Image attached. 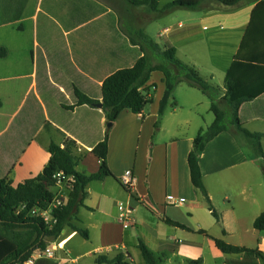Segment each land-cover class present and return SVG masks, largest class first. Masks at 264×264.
<instances>
[{"label": "crops", "instance_id": "0c3cea01", "mask_svg": "<svg viewBox=\"0 0 264 264\" xmlns=\"http://www.w3.org/2000/svg\"><path fill=\"white\" fill-rule=\"evenodd\" d=\"M262 1H243L234 7L205 2L203 10L175 13L174 19L179 20L176 34L168 36L170 29L166 28L158 36L165 37L164 46H175L177 55L178 43L184 42L195 57L191 62L185 56L188 59L185 61L209 72L207 78L211 81L218 79L219 84L214 85L223 91L226 73L251 23L253 10ZM163 6L159 3V9ZM162 16L147 7H133L124 0H0V47L7 50V56L0 57V61L10 63V58H14L12 65H18L12 75H0V80L17 81V72L31 68L36 71L38 61L27 66L28 54L43 57V81L59 89L57 105L61 109L57 117L52 116L47 94L42 92L40 135L29 136L33 142L18 148L20 155L16 160H12V154L17 149L5 147L6 161L0 177L12 180L14 185L35 178L50 160V143L61 144L69 138L78 145L77 155L84 156L77 171L85 175L97 173L101 161L92 149L105 139L108 130L104 111L89 105L76 106L74 110L63 106L77 104L75 88L102 102L103 82L117 70L133 67L143 56L140 47L131 42L130 34L140 32L146 23L156 22ZM22 82L25 86L22 100L0 130L3 138L14 129L13 143L23 137L26 127L24 120L16 124L28 100V81ZM148 86H155L151 94L153 102L143 114L125 110L109 131L107 165L114 176L93 181L86 187L85 206L77 211L73 224L88 231V238L67 227L60 243H55L65 249L58 252V257L63 259L60 263L78 264L92 257L93 264H98L97 258L114 259L122 253L130 254L137 264L142 256L140 240L156 255L167 254L164 259L170 263L187 264L200 258L202 264L256 263L253 258L245 260L241 254H223L213 238L264 252V236L254 227L255 220L264 213L261 166L264 156L258 157L244 136L246 144L237 142L233 128L207 144L199 157L200 168L218 221L212 215L210 203L193 185L188 163L199 131L215 119L210 114L211 100L203 94L199 98L201 91L197 88L186 85L188 89H183L181 83L160 117V103L166 90L164 75L153 73ZM219 104L229 110L225 102ZM3 109L4 106L0 111ZM239 112L246 130L264 133V94L244 102ZM45 131L54 134H49L48 141L39 143L37 139ZM127 170L136 179L131 191L120 182ZM129 209L130 220L123 224L120 214ZM168 219L194 231L171 226ZM237 235L240 242L228 240ZM85 244L87 249L78 248ZM44 261L49 260H39L36 264ZM258 264L263 262L258 260Z\"/></svg>", "mask_w": 264, "mask_h": 264}, {"label": "trees", "instance_id": "16d2710c", "mask_svg": "<svg viewBox=\"0 0 264 264\" xmlns=\"http://www.w3.org/2000/svg\"><path fill=\"white\" fill-rule=\"evenodd\" d=\"M133 7H147L153 13H169L176 10H203L205 2H212L225 7H234L243 1L251 0H173L161 9L157 0H124ZM131 42L138 45L143 56L131 68L119 69L110 75L102 85V104L108 130L105 139L96 144L92 153L100 159L99 171L91 175L77 171L78 164L84 156L77 155L76 141L64 139L61 144L53 141L49 145L50 160L43 171L32 179L14 185L12 180L0 177V264H23L25 260L38 249H46L49 243H60V237L67 227H72L75 232L88 238V231L76 227L73 218L77 211L85 206L88 197L86 187L96 180L113 177L108 167V140L109 131L123 111L134 114H143L146 107L153 102L152 92L155 86H148L152 74L160 72L164 75L166 90L160 103V117L165 113L176 88L181 83L197 88L212 102L211 110L215 119L207 129H201L194 140L193 148L188 157L191 181L203 197H208L207 188L200 168V155L208 143L219 134L235 130V135H243L252 144L258 157L264 156L262 140L264 133H251L244 128L240 118V108L245 102H250L264 94V0L259 2L252 13L250 25L238 49L233 63L226 73L224 89L215 86L211 79L199 75L198 69L186 64L177 56L175 46H161L155 43L150 36L140 31L130 34ZM148 50L155 54L151 56ZM7 50L0 47V57H6ZM156 62V63H155ZM77 104L63 106L67 110H74L76 106H95L99 103L84 95L79 88H75ZM225 102L229 110L223 109L220 102ZM175 106V104H174ZM159 127V123L156 124ZM264 170V160L261 163ZM59 173L73 175L76 178L74 187L70 189L68 201L61 208L52 212L57 220L54 226L47 225L40 217L32 215L33 210H45L55 200L53 189L58 180L55 176ZM212 215L219 221L218 212L210 203ZM171 226L188 231L194 229L181 223L167 220ZM254 227L264 231V213L259 216ZM205 234V231H199ZM217 249L226 255L241 254L245 260L255 259L264 264V252L258 249H247L226 243L213 238ZM139 249L146 264H163L165 256L156 255L143 241H139ZM48 260V259H47ZM50 260V259H49ZM130 254L120 253L116 258L100 257L98 264H135ZM202 258L188 261L187 264H202ZM226 264H244L238 261H229Z\"/></svg>", "mask_w": 264, "mask_h": 264}, {"label": "rangeland", "instance_id": "374dc122", "mask_svg": "<svg viewBox=\"0 0 264 264\" xmlns=\"http://www.w3.org/2000/svg\"><path fill=\"white\" fill-rule=\"evenodd\" d=\"M159 3L161 4V6L166 5L167 3L173 1V0H158ZM150 11V10H149ZM185 11L187 10H176L174 9L173 11L169 12V13H165L162 14L163 16L160 17L156 22H149L146 23L144 26H142L140 28V31L145 32L148 36H151V39L155 42V43H159L161 46H164L166 43L165 37L163 39L159 38V34L166 28L170 29V33L168 34V36H170L171 34H176L177 31H179V29L177 28L179 20L174 19L175 18V13H185ZM152 12V11H150ZM149 14V13H148ZM136 18V17H135ZM137 20V18H136ZM150 19H147V22ZM43 32V31H42ZM45 34V32H43ZM179 45V54L177 55L178 58L180 60H182L183 62H185L186 64L191 65L190 63L186 62L188 61V59L191 61L192 58H195L194 55H192L189 50L190 48H187V46L185 45L184 42L182 43H178ZM191 46V45H190ZM188 50V51H187ZM185 51H187L185 53ZM228 51V50H226ZM149 53L151 54V56H154L155 58V54L153 52H151V50H149ZM202 55V53H201ZM188 58H186V57ZM206 57H208L206 55ZM215 58V57H214ZM14 58H10V63H5L2 61H0V75H12V73L15 72V70H17L18 65H16L15 63L12 65L11 60L13 61ZM186 60V61H185ZM198 60V59H195ZM35 61H38V67L37 70L34 71L32 68L28 69L27 71L24 72H17V81H1L0 80V97L3 99H0V108H2L4 106V111L1 110L0 111V130L6 125V122L9 121L10 117L12 116V114L14 113V111L16 110V108L18 107L19 102L22 100V96L23 93L25 91V86H24V80H27V87L29 89V91H27V101L25 102V105L23 106L24 110L23 112L19 115V118L17 119L16 124L18 123V121L20 122V120H24V123L26 124L25 130L23 131L22 134V138L20 140L16 141V137H14V133L12 129L8 134H6L3 138H0V174L2 176L3 172H4V167L5 166V161L6 158H4L5 156H3L4 151L7 150L5 147L8 145V147H13L14 149H17V152H14L12 154L13 158L12 160H16V158L18 157V155H20L18 148H22L25 147L26 145H28V143L33 142L29 136L31 137L33 134L35 135H40V131H41V115H42V92L47 94V100L49 103V108L50 111L52 113V116L57 117L60 112L61 109L58 107L57 102L58 99H60V95H59V89L57 90V88L55 87V85L53 84H46L45 81H43V67H44V58L43 57H31L29 54L27 56V66H30L33 63H35ZM192 62V61H191ZM156 63V62H155ZM191 66H194L193 64ZM25 67V66H23ZM198 69V66H194ZM220 67V66H218ZM218 71V70H217ZM198 73L201 77L206 78L208 80L207 77H210L209 72L207 71H200L198 69ZM219 76V73L216 72V77ZM55 77H57L55 75ZM59 79V78H58ZM211 79V78H210ZM21 81V82H19ZM213 84L218 85V79L212 80L211 81ZM187 83H184V88L183 89H188ZM27 89V90H28ZM199 98H201L204 94L201 92L198 93ZM203 94V95H202ZM203 98V97H202ZM203 110H206V108L202 107ZM206 113V112H205ZM212 117H215V115L210 112ZM61 120V119H60ZM208 127H204V129H207ZM54 134V133H49L47 131H45L38 140V142H44V141H48V139H51L50 135ZM237 142L239 141L242 144H246V141H244V137L243 135H240L239 138H237L236 135H234ZM29 138V139H28ZM13 140V141H12ZM244 141V143H243ZM13 149V150H14ZM4 150V151H3ZM96 159V158H93ZM97 161V159L95 160V162ZM90 175V174H89ZM19 183V182H18ZM68 189V188H67ZM59 191L58 188H54L53 192L57 193ZM65 191V190H64ZM206 200L211 203L209 200V197H206ZM219 229H223V227H221L220 225L218 226ZM262 235L264 236V231H262ZM95 239V237H94ZM228 240H230V242H240L239 241V237L237 235V237H233L231 236L230 238H228ZM79 239V244L81 243ZM247 242V241H246ZM244 242V243H246ZM49 245H51V243H49ZM248 245H252L250 244V242L248 243ZM87 249L88 246L87 244H85L84 246H78L79 249ZM93 258L89 257L87 259H85V261H79L78 264H84L86 262V264H93ZM60 261H44V262H40L38 264H62L59 263ZM64 264V263H63ZM137 264H146L144 261V258L142 256H140L139 261L137 262ZM163 264H177V263H170L169 260H165Z\"/></svg>", "mask_w": 264, "mask_h": 264}, {"label": "built area", "instance_id": "2783aa9c", "mask_svg": "<svg viewBox=\"0 0 264 264\" xmlns=\"http://www.w3.org/2000/svg\"><path fill=\"white\" fill-rule=\"evenodd\" d=\"M55 178L58 180L57 186L54 188H58L59 191L55 193V200L53 204H51L47 209L45 210H33L32 215L35 217H40L44 220V222L47 225L54 226L57 223V220L53 218L52 212L56 209L61 208L65 203L68 201V195L70 192V189L74 187V184L76 182V178L73 175H65L64 173H59L55 176ZM121 184L124 186V189L127 191H131L132 188L135 187L136 179L132 173V171L127 170L125 171L121 178H120ZM68 188V189H67ZM65 190V191H64ZM132 214V210H127L126 212H122L120 214V220L123 222V224L129 222L130 215ZM59 251H65L64 247L61 246V244H51L46 249H38L35 250L34 253L29 257L28 260H25L23 264H36L39 260H51V261H60L62 262L63 259L58 257ZM65 261H69V259H66ZM59 262V263H60Z\"/></svg>", "mask_w": 264, "mask_h": 264}, {"label": "water", "instance_id": "95a60500", "mask_svg": "<svg viewBox=\"0 0 264 264\" xmlns=\"http://www.w3.org/2000/svg\"><path fill=\"white\" fill-rule=\"evenodd\" d=\"M95 106H96L97 108L103 109V104H102V102L97 103Z\"/></svg>", "mask_w": 264, "mask_h": 264}]
</instances>
